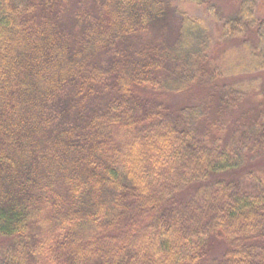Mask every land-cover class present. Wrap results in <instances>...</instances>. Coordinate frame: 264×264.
<instances>
[{
  "label": "trees",
  "instance_id": "trees-1",
  "mask_svg": "<svg viewBox=\"0 0 264 264\" xmlns=\"http://www.w3.org/2000/svg\"><path fill=\"white\" fill-rule=\"evenodd\" d=\"M258 2L233 75L264 70ZM214 47L171 0H0V264H264V109Z\"/></svg>",
  "mask_w": 264,
  "mask_h": 264
},
{
  "label": "rangeland",
  "instance_id": "rangeland-1",
  "mask_svg": "<svg viewBox=\"0 0 264 264\" xmlns=\"http://www.w3.org/2000/svg\"><path fill=\"white\" fill-rule=\"evenodd\" d=\"M173 2V8L181 6L189 10L192 14L203 18L211 29L212 36L214 39L215 50L213 53L212 64L218 65L223 71L225 78L222 79L225 84H231L232 82L240 81L254 82L258 87L246 101V106L254 108L251 111L257 110L258 108L264 109V70H257V72H246L242 75H233L229 73L233 67H238L240 64H244L248 59L247 54L244 52L241 46V39L232 35L230 29V24H225L227 18L233 16L234 12L237 11L239 6V0H202L203 5H197L196 1L188 0V2H183L182 0H171ZM206 2L213 3L209 8ZM257 16L261 20L264 19V0H259L257 6ZM179 14L175 10H171L170 15L166 22V27L164 31L161 32H149L140 34L138 38L135 39L136 42H140L141 48H150L151 42L162 43L161 41H169L172 38V32H174L179 23ZM255 37V35H254ZM252 37V40H254ZM256 42V41H252ZM230 52V53H229ZM244 69L241 70V72ZM198 93H203L202 91H197ZM171 109H177L184 104L193 101V98L188 94H175L169 93L167 96L160 97ZM263 99V100H262ZM262 100L261 106L258 102ZM254 103V104H253Z\"/></svg>",
  "mask_w": 264,
  "mask_h": 264
}]
</instances>
